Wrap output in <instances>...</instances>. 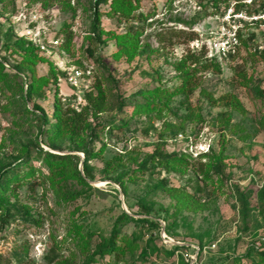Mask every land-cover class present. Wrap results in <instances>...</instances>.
<instances>
[{"label":"rangeland","instance_id":"rangeland-1","mask_svg":"<svg viewBox=\"0 0 264 264\" xmlns=\"http://www.w3.org/2000/svg\"><path fill=\"white\" fill-rule=\"evenodd\" d=\"M95 1L0 0V176L16 164L20 172L0 184V264H89L75 244V232L89 237V254L115 228L140 249L146 246L144 264L259 262L256 250L264 249V56L253 49L264 45V21H245L238 29L245 44L213 60L207 46L222 27L228 28L233 2L227 7L226 1L213 6L210 0H138L134 20L139 14L153 15L140 23L137 52L144 48L143 54L131 57L104 35L96 48L89 43ZM96 9L103 32L124 33L132 21L110 17L109 0ZM204 13L208 16L197 18ZM4 33L15 50L5 48ZM188 36L193 40L188 42ZM27 44L44 58L35 67L37 77L50 76L52 66L59 71L91 66L87 87L74 90L58 75L56 84L24 97L26 73L16 74L14 65ZM88 48L104 66L90 58ZM191 52L201 53L209 67L190 64L185 57ZM179 67L194 69L197 85L189 95L175 90L164 104L157 94L180 84ZM227 94L238 100L243 113L210 105L208 97ZM88 95L96 98L99 112L89 103L80 113ZM55 98L62 114L70 108L79 116L68 113L64 119L61 114L56 122ZM37 107L50 116V124L42 125ZM113 120L123 123L101 135L99 128ZM178 133L189 137L190 147L169 143ZM207 144L211 149L205 158L189 152ZM159 146L188 157L181 166L137 170ZM88 147L93 153L85 160ZM44 151L76 157L77 169L82 174L87 164L91 179L83 184L69 178L65 163L53 176L37 156ZM216 164L219 174L212 169ZM196 184L205 191L195 196L200 209L174 213L167 189L193 193ZM143 206L151 208L150 215ZM6 208L13 216L1 221ZM122 212L132 220H120ZM149 221H157L160 230ZM172 246L173 253H167ZM140 249L125 250L117 258L106 255L103 263L138 262Z\"/></svg>","mask_w":264,"mask_h":264},{"label":"trees","instance_id":"trees-1","mask_svg":"<svg viewBox=\"0 0 264 264\" xmlns=\"http://www.w3.org/2000/svg\"><path fill=\"white\" fill-rule=\"evenodd\" d=\"M108 0H96L94 2V5L92 6V14H91V30L90 35L88 36L89 43L93 46V49L99 46L101 42V36H105L106 39H113L117 46L120 48H124L131 57H133L135 54H143L144 48L142 50L137 52L139 37L142 36L143 28L140 24L142 21H145L146 19H149L152 17L153 14H147L142 16V14H139L138 17L135 19L134 12L138 9V0H109V10L107 14L110 17H114L119 21H130L132 20L126 28V31L121 34H113L110 32H103L100 28V16L102 15L100 12L97 11L96 5L98 3H107ZM226 1L227 7L229 3L233 2V11L234 13H239L242 10H244V13L248 16H256L262 12H264V0H260V3H258V6L256 8H253L251 4L255 2V0H251L250 3L245 4L242 1L245 0H210L211 4L213 6L217 5L219 2ZM214 9H216L214 7ZM216 11V10H215ZM202 15V14H201ZM198 15L197 18L201 19L205 16H208L206 13H204L202 16ZM246 26V23H243V26ZM238 37L240 36L241 30H238ZM4 45L6 47H11L14 50L16 49L14 46V43L12 42L11 37L4 33ZM240 39V38H239ZM193 37L188 36L187 41H192ZM241 44H245V40L240 39ZM91 50L90 48L87 49V54L92 58L94 61H97L98 64H101L104 66L102 62H100V59H96L94 57V50ZM23 50V51H22ZM19 51V55L21 59L14 65V68L16 69V74H19L20 72H25L24 78L26 82V89H25V95L24 97L30 98L32 94L37 93L41 91L42 87H49L50 84H56V79L58 75L64 76V72L56 70L53 66L50 70V76H36L35 67L37 63L43 61L44 58H41L32 46V44H27V46ZM260 53L262 56H264V50ZM202 54L195 52H191L186 55L185 59L189 61L192 65H202L203 68H208L209 64L206 63V60H204L205 63H203ZM216 71L219 73L220 69L218 65L214 66ZM179 70H181V82L180 84L174 88L173 91L171 90H160V92L157 94L158 98L163 100L164 104L172 97L175 90L184 91L186 94H191L193 88L197 85L196 84V78H195V72L194 69H187L184 70L183 68L179 67ZM242 78V76H241ZM244 81V78H242ZM54 92L56 93L54 96L57 95V89L55 88ZM56 99V104H54L55 110L53 113V116L56 118V122H61V117L64 116V119L67 117L68 113H72L75 116H79V114L85 110H87L90 106L89 103H92V107H94L97 112H99V103L93 101L96 98H93L92 100L89 99V95L87 96L88 104L87 106H84L81 108L80 113H75L74 110L70 108H66V111L61 113V107L59 105V99ZM208 101L210 105L214 106L216 104H221L222 107H229L231 110L243 113L244 110L241 106V104L238 102V100L231 94L220 96L217 99H213L211 97H208ZM40 111V114L42 115V125H48L50 124V116L45 114V112L37 107ZM62 114V116H61ZM95 115V114H94ZM117 121V120H116ZM113 120L112 122H109L106 124V126H103L99 128V132L101 135H110L111 131L114 129L119 128L122 125V120H118L116 122ZM42 126V127H43ZM40 127V130L41 128ZM92 133V131H91ZM177 134L174 135V137ZM95 138L96 136H92V138ZM93 153V150L91 148H87L84 150L85 154V160L90 157V155ZM28 155V153L26 154ZM25 155V156H26ZM39 159L44 163L45 167L48 169V172L52 174L53 176H57L62 172V165L68 164L69 169L67 172V176L69 178H73L80 183L87 184L85 181V178L91 179V173L87 166V164H84L82 168V174L81 171L77 169L76 164L73 163L74 160H76V157H73L71 155H58L53 154L48 151L39 152L37 155ZM207 154L201 155V157L205 158ZM188 157V155H178L177 153L171 152L166 153L162 147H157L152 154L148 157L149 159L146 160L141 166L137 168L139 171H150L155 170L158 168L166 169L169 166H181L185 159ZM150 164V166H148ZM19 164H16V166L9 169L4 174H1L0 176V184L6 183L7 181H10V179L16 178L18 175H20V172L18 171ZM213 171L217 174L221 173V167L219 164H216L212 167ZM31 171L27 172L29 174ZM208 177H206L207 179ZM163 183V182H162ZM238 189V186H235ZM194 192L188 193L183 189L179 188H170L167 189V195L170 197V199L173 201V210L174 213H181V212H196L200 209V200L196 199L195 196L198 194L204 195L205 191L204 189L199 188V186L196 184L194 186ZM145 215H150L151 208H147L143 206ZM4 218L1 221H9V218L13 216L12 213H9V209H5ZM166 211V210H165ZM130 221L132 218H130L127 214L122 212L120 220ZM149 225L153 227L154 230H160V224L157 221H149ZM118 229L115 228L114 232L111 234L109 238L105 240V242L99 246L98 250H95L92 253L88 254V243H89V237L84 235L81 230H77L75 232L76 236V242L75 244L78 245L79 250L83 251V253L86 254L89 264H104L103 259L107 256H113V258H117L119 255L123 254L125 250H131L134 249H140V246L136 241H129L128 237L126 235H119L117 233ZM148 245V243H147ZM174 248L176 246H172L167 253L171 254L174 251ZM257 255L259 256L260 260L259 262H255L253 264H264V249L257 251ZM149 252L146 250V246H144L142 249H140L139 252V258L140 261L137 262V260L132 261L129 264H144L145 261H147ZM18 260H21L20 258H17ZM231 264V263H230Z\"/></svg>","mask_w":264,"mask_h":264},{"label":"built area","instance_id":"built-area-1","mask_svg":"<svg viewBox=\"0 0 264 264\" xmlns=\"http://www.w3.org/2000/svg\"><path fill=\"white\" fill-rule=\"evenodd\" d=\"M227 23L229 24L228 28L222 27L220 30L219 36L214 40L212 44L207 46V56L209 59H219L227 58L230 54H233L236 48L240 45V39L238 37V29L242 28V21H264V12L256 15L248 17L245 13H228L226 18ZM256 50H264L263 46H257L253 49ZM64 72V77L68 81L69 85L74 90H81L82 88H86V83L93 76V70L91 66H86L84 69L78 67H70V68H62L61 70ZM75 95V94H74ZM76 96V95H75ZM189 137H184L183 134L178 133L173 140H170L169 143H184L187 147L191 146V141H189ZM199 148V149H198ZM211 146L207 144L204 148L203 145H199L196 150L189 152L192 156L198 157L204 154H208L210 152ZM194 154V155H193Z\"/></svg>","mask_w":264,"mask_h":264}]
</instances>
